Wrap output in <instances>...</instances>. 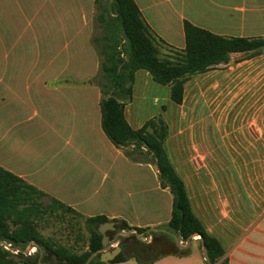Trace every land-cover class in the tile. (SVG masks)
Segmentation results:
<instances>
[{"label":"crops","instance_id":"0c3cea01","mask_svg":"<svg viewBox=\"0 0 264 264\" xmlns=\"http://www.w3.org/2000/svg\"><path fill=\"white\" fill-rule=\"evenodd\" d=\"M135 2L152 30L179 49L185 20L225 36L264 38V0ZM97 10L96 0H0V165L84 218L106 216L118 230L124 222L165 229L154 232L174 238L167 229L173 195L154 163L130 159L103 130L102 92L92 81L101 64ZM170 92L137 70L132 96L123 98L127 121L140 128L165 119V149L195 215L229 264H264V50L192 75L181 104ZM144 234L148 242L125 237L124 252L149 250L144 244L154 236ZM197 251L195 237L189 248L145 264H205ZM109 264L141 263L131 256Z\"/></svg>","mask_w":264,"mask_h":264},{"label":"trees","instance_id":"16d2710c","mask_svg":"<svg viewBox=\"0 0 264 264\" xmlns=\"http://www.w3.org/2000/svg\"><path fill=\"white\" fill-rule=\"evenodd\" d=\"M96 21L101 29L94 36L101 58L100 71L92 80L101 88L100 101L102 127L108 138L122 148L132 160L157 163L163 187H169L173 195L171 218L167 229L184 241L195 232L200 233L208 250L212 264H229L222 243L208 233L203 223L192 210L186 186L171 164L165 149L169 127L162 116L148 119L140 128H133L125 116V101L132 96L135 72L146 69L154 81L168 85L170 97L181 104L188 79L195 74L216 69L230 63L233 56L244 53L246 57L260 54L264 50V38L225 36L184 21L186 45L183 49L167 44L150 27L135 0H96ZM164 50L169 52L164 53ZM47 194L28 183L20 176L0 165V240L23 251L35 242L40 251L57 256L60 264H84L90 255L102 247V235L97 227L109 221L106 216L85 218L90 231L87 249L76 252L45 237L37 227L46 213L57 210L81 213L50 197L52 203L43 205L40 198ZM126 228L131 229L126 222ZM140 233L161 236L149 227H136ZM200 243L201 242V239ZM123 250L110 262H119L135 256L141 264L155 258L144 259L141 252L128 255ZM180 251V250H179ZM0 264H31L25 256L0 246ZM89 264H109L97 255ZM205 264L206 261H205Z\"/></svg>","mask_w":264,"mask_h":264},{"label":"rangeland","instance_id":"374dc122","mask_svg":"<svg viewBox=\"0 0 264 264\" xmlns=\"http://www.w3.org/2000/svg\"><path fill=\"white\" fill-rule=\"evenodd\" d=\"M101 29H98L95 31V35H100ZM170 51V50H169ZM167 50H164V53L169 52ZM258 81V78L256 76V72L252 73L250 75V85L252 87V90L255 89L254 86L256 85V82ZM224 87L221 85L218 86L214 91H212L213 95H217L219 92L223 91ZM211 94V95H212ZM191 116L188 117V119L191 120ZM189 120V121H190ZM40 201L43 203V205H48L52 203V199L48 196H43L40 198ZM37 227L41 231V233L51 239L52 241L65 245L72 251L81 252L85 249H87V244L90 237V231L88 228V225L85 222V218L81 217L73 212L70 211H64L63 209L57 210L54 213H46L41 220H38ZM166 239V243L162 247H154L151 249V242L149 244H144L149 247V250H146L142 257L144 259L150 258V257H156L159 254L168 252V251H176L178 252L180 249L175 242V238H172L171 236H165L162 235ZM125 241V236H120L119 241L116 244H119L120 241ZM143 241V240H140ZM148 242V241H144ZM181 243H185V241L182 239ZM195 244L192 242V248L195 250ZM201 246V244H200ZM40 253V250L35 247L32 254L30 256H27V259L31 262V264H37V255ZM195 255L201 260L202 259V253L201 251L195 252ZM52 257V254H50ZM52 264V263H48ZM54 264H60L59 261H57Z\"/></svg>","mask_w":264,"mask_h":264},{"label":"water","instance_id":"95a60500","mask_svg":"<svg viewBox=\"0 0 264 264\" xmlns=\"http://www.w3.org/2000/svg\"><path fill=\"white\" fill-rule=\"evenodd\" d=\"M154 166L158 170V172L160 173V170L158 168L157 163H154ZM97 230L102 235V247L99 248L97 251L93 252L84 264H89L93 260V258H95L97 255L100 257V260L103 262H109V261L113 260L123 250L120 243L114 246V244L119 241L120 236H125L128 238V240H145V241L149 240L148 234L144 237V233H140L136 228L126 229V227H125L123 229L118 230L117 222H115V221L102 222L98 225ZM158 230H163L166 232L165 229H158V228H151L150 229V231H158ZM109 231H113L114 233L109 234L108 233ZM195 237H198L199 239H201L202 253L204 255V259H205L206 263L212 264L210 256L208 254L207 247H206L205 242H204V238L200 233H198V232L192 233L187 238L185 243H183V244L181 243L182 239L179 235L174 236L176 245L180 249L189 248L191 240ZM0 246H4L8 250L14 251L16 254H19L20 256H25V257L30 256L35 247L38 248V246L35 242H31L27 246L26 249H24L23 251H20L18 249L16 250V248L14 246L7 244L3 240H0ZM45 254H48V251H46ZM52 259H53L54 263H56L58 261L57 256L55 254L52 255ZM40 264H44V263L41 262Z\"/></svg>","mask_w":264,"mask_h":264},{"label":"flooded vegetation","instance_id":"af4514ba","mask_svg":"<svg viewBox=\"0 0 264 264\" xmlns=\"http://www.w3.org/2000/svg\"><path fill=\"white\" fill-rule=\"evenodd\" d=\"M166 243V239L163 236H154L152 242H151V249L154 247H162ZM46 251H40V253L37 255V264H40L43 262L44 264L52 263L54 264V261L52 257L50 256V252L48 254H45Z\"/></svg>","mask_w":264,"mask_h":264},{"label":"built area","instance_id":"2783aa9c","mask_svg":"<svg viewBox=\"0 0 264 264\" xmlns=\"http://www.w3.org/2000/svg\"><path fill=\"white\" fill-rule=\"evenodd\" d=\"M145 236H146V235L144 234V237H145ZM149 238H150V237H149ZM115 245H117V244L115 243L114 246H115Z\"/></svg>","mask_w":264,"mask_h":264}]
</instances>
